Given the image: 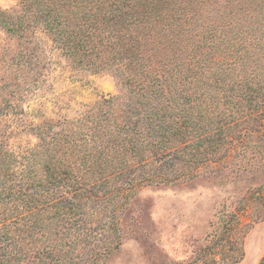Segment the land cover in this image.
I'll return each mask as SVG.
<instances>
[{"label": "trees", "instance_id": "1", "mask_svg": "<svg viewBox=\"0 0 264 264\" xmlns=\"http://www.w3.org/2000/svg\"><path fill=\"white\" fill-rule=\"evenodd\" d=\"M19 2L22 13L0 8V29L20 36L31 25H40L76 66L91 72L112 69L124 81L127 95L115 104L112 98H102L80 118L59 123L56 131L46 122L32 125L39 140L18 155L0 139V264H78L80 260L70 263L68 259L75 244L59 238L31 253L13 231L19 227L32 236L43 231L51 218L77 221L75 215L84 224L83 208L90 193L109 190V184L134 165L144 167V158L163 157L182 139L221 144L229 128L226 104L231 103V110L242 111V105L249 110L243 122L252 123L264 115L263 85L240 83L226 71L209 81L204 74L207 59L225 63L214 59L220 48L227 45L239 51L250 44L240 35L243 24L233 16V25L219 24L215 14V25H211L207 19H198L190 2L176 12L174 5L181 0ZM258 2L263 5L264 0ZM255 12L246 14L250 19L255 14L254 21L260 22L264 10ZM252 23H244L245 29L252 31ZM208 31L211 35H206ZM185 35L192 41L182 45ZM179 55L188 64L178 63ZM258 132L252 137L260 141ZM256 200L264 208V195L259 192ZM226 243L222 240L219 245L227 246L222 262H238L243 257L242 240L229 236ZM67 245L71 246L64 248ZM257 264H264V254Z\"/></svg>", "mask_w": 264, "mask_h": 264}, {"label": "rangeland", "instance_id": "2", "mask_svg": "<svg viewBox=\"0 0 264 264\" xmlns=\"http://www.w3.org/2000/svg\"><path fill=\"white\" fill-rule=\"evenodd\" d=\"M181 1L174 5L176 12L190 2L198 19H207L211 25H215V14L219 24L237 21L243 24L241 37L250 42L248 51L220 48L214 59L225 63L207 59V80L226 71L240 83L257 82L264 90V18L258 22L255 14L252 19L246 14L264 10V3ZM0 8L23 12L19 0H0ZM252 21L248 31L244 23ZM180 40L185 45L192 38L185 35ZM179 56L178 63L188 64ZM118 76L112 69L91 72L76 66L40 25H31L20 36L0 29V139L18 155L39 140L32 125L46 122L56 131L59 123L80 118L102 98H112L114 104L125 99L124 81ZM230 104L225 110L227 137L221 144L182 139L163 157L144 158V167L134 165L113 180L109 190L94 189L83 208L85 225L76 215L77 221L51 218L43 231L32 236L18 227L13 231L15 238L31 253L44 242L61 238L75 244L68 259L70 263L80 260L78 264L89 259H95L94 264H212L213 258L216 264H224L227 246L219 245L230 236L243 242V257L233 264H257L264 254V208L256 200L259 192L264 195V115L252 123L243 122L249 110L243 105L242 111L231 110ZM254 130H259L260 141L252 137L257 135Z\"/></svg>", "mask_w": 264, "mask_h": 264}]
</instances>
